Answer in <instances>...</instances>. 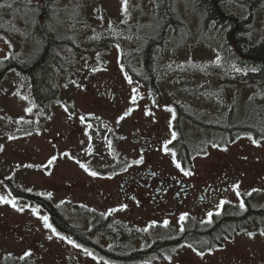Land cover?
I'll list each match as a JSON object with an SVG mask.
<instances>
[{
    "label": "flooded vegetation",
    "instance_id": "1",
    "mask_svg": "<svg viewBox=\"0 0 264 264\" xmlns=\"http://www.w3.org/2000/svg\"><path fill=\"white\" fill-rule=\"evenodd\" d=\"M15 1L0 0V4ZM46 11L45 16H37V23L45 27L52 40L58 31L63 41H68L64 21L54 22L53 10L47 7ZM224 18L229 22L227 16ZM131 24L126 25L131 27L130 39L134 41L153 33V15L146 25ZM37 30L32 27L24 34L21 17L0 16V35H11L7 39L9 43L13 41L12 36H17L15 44L21 53L23 42L36 47L27 60L22 54H16L15 58L13 55L0 57V85L11 74L29 83L24 68L27 62L38 58L44 37L43 30ZM64 53L68 56L66 51ZM224 57L231 61V55ZM12 59L18 61L17 68H8L7 61ZM87 83L79 91L83 97L92 99L86 110L63 98L61 91L57 101L39 105L32 97L30 86L29 102L24 110L11 114L0 102V197L15 201V207L4 202L0 205L17 215L33 217L53 239L52 246L45 245L35 236L27 220L20 224V230L17 223L15 241L21 244L22 252L18 259L12 257L0 264H41L42 261L46 264H264L260 249H249L240 240L245 236L264 237L261 235L264 232V202L257 203L258 196L264 192V159L252 161L245 156L239 166L197 164L198 160H208L207 150L185 161L181 152L173 155L170 137L179 133L173 130V108H170L173 117L168 131L156 123L141 122L137 118L130 120L133 109L121 101L108 82L97 85L88 78ZM254 87L259 91L254 101L263 105L264 89L259 84ZM238 89L239 86L223 88L226 109L232 103L228 101L231 93L238 94L241 99ZM237 100L241 102L237 98L234 103ZM211 101L209 109L196 113L206 112L209 119L213 118L216 103L213 97ZM179 103L180 109L187 104L184 109L188 111L192 105L189 101ZM54 108H59L63 117H71L74 111L81 110L86 123L102 125L107 133L109 158L98 155L95 148L83 155L64 151L52 152L44 158L39 156L35 146L31 150L23 147L22 141L37 131L38 119L49 120ZM182 115L183 112L179 116L176 113V122L181 127ZM6 122L13 129L9 134L2 130ZM16 135L20 140L7 149L3 139ZM215 137L226 140L219 134ZM241 138L245 137L233 141ZM55 139L60 140L62 136ZM213 148H218L219 152L221 147ZM70 155H74L71 157L76 164L67 169L57 165L62 159L72 161ZM41 158L44 159L40 161ZM4 164L5 168L8 165L11 168L7 177L1 175ZM27 172L31 174L26 182L30 191L21 190L15 184L17 176ZM33 177L36 179L31 180ZM234 185L237 186L235 190ZM221 201L226 203L220 206ZM241 202L245 206L243 210ZM210 212L211 217L208 216ZM182 215L185 216L183 221L180 220ZM43 217H47L50 228L45 227ZM254 223L261 224L260 230L252 228ZM68 240L79 247H73ZM25 253L30 255L25 256Z\"/></svg>",
    "mask_w": 264,
    "mask_h": 264
},
{
    "label": "rangeland",
    "instance_id": "2",
    "mask_svg": "<svg viewBox=\"0 0 264 264\" xmlns=\"http://www.w3.org/2000/svg\"><path fill=\"white\" fill-rule=\"evenodd\" d=\"M24 1L30 2V0ZM48 1L46 8L53 7L54 10H58L57 14L52 15L53 18H57L61 22L66 19L68 22L75 23L66 24L64 34L65 36H73L74 45L80 49L75 53L71 52L77 68L71 72V78H63L59 82L63 98L74 102L75 107L81 110H86L89 107V102L92 99L83 97L79 92L88 85V78L97 85L103 81L111 84L114 92L122 98L121 101L130 104V108L133 109L130 111V120L137 118L141 122L144 120L146 123H156L168 131H170L173 113L169 104L164 102L165 100L191 101L193 108L201 110L209 109L208 104L212 102L211 97H213L216 105L224 104L222 101L225 97L223 88L232 86L230 82L233 80L230 63L221 62L217 45L197 41L200 33V21L188 3L181 0L176 2L178 17L186 24L188 30V38L181 39L182 43L186 42L185 46L174 52L165 49L163 55L157 53L155 56V68L160 76L158 90L162 100H159L148 87L126 76L121 64V49L118 45L113 44L105 48L100 46L103 37L109 35L118 37L115 27L111 26V21L126 24L132 22L131 25L148 24L154 12V0H127L126 10H124L121 0ZM231 9L239 17H243L236 6L231 7ZM9 36L11 35H0V57L13 55L12 58H15L16 54H22L24 60L29 59L36 47L23 42L21 53L20 47L17 43L15 44V39L18 37L12 36L11 40L13 41L9 43L7 41ZM263 38L264 11H260L254 17L250 42L255 44ZM254 86L239 85L240 89L237 91L241 93V102L238 105L243 106V102L255 99L259 91ZM28 91L29 83L25 79L11 74L0 85V102L11 114H15V112L24 110L26 102H29ZM21 94H23L22 98L20 97ZM237 98L240 99L238 95L231 93L228 101L234 102ZM54 109L55 112L49 120L41 117L38 119L37 131L22 141L23 147L31 150L35 146L39 156H44V158L52 152L62 153L64 151H74L77 152V155H83L92 148H95L97 154L102 155L103 158H109L106 151L107 133L102 125L86 123L83 120L81 110L74 111L71 117H63L59 108ZM106 116L103 115L102 117ZM8 124L2 125V130L7 134L13 131ZM186 131L192 130L186 127ZM59 135L62 136V139H55L56 137L59 138ZM170 139L172 140V136ZM18 140L20 139L17 135L15 138L6 136L3 139L7 149L14 147ZM217 150L218 148H209L210 157L208 160H198L196 163L199 165L239 166V162L245 156H248L252 161L264 159V142L253 141L249 137L241 138L232 143L224 142L220 151ZM72 153L69 152V154ZM71 156L74 155L69 157L72 161L62 159L57 165L62 169H67L76 164ZM44 158H41L40 161ZM249 158L247 159L248 165ZM5 166L6 164L2 168L1 175L7 177L11 168L9 165L7 168ZM17 177L15 181L17 188L30 191L31 189L26 182L31 178V174L29 172L20 173ZM34 179L36 177L31 180ZM261 200L264 202V192L258 196L257 203L260 204ZM26 220L32 227L35 236H38L42 243L53 245V239L41 223L29 215H17L0 205V225H7L0 227V263L12 257L18 259L22 252V246L15 241L18 233V228L15 225L19 223L20 230V224L22 225ZM252 228L260 230L261 224L254 223ZM240 240L241 244L249 249H260L259 254L264 261L263 236L254 238L245 236L241 237ZM41 264L46 263L42 261Z\"/></svg>",
    "mask_w": 264,
    "mask_h": 264
},
{
    "label": "trees",
    "instance_id": "3",
    "mask_svg": "<svg viewBox=\"0 0 264 264\" xmlns=\"http://www.w3.org/2000/svg\"><path fill=\"white\" fill-rule=\"evenodd\" d=\"M184 1L201 18L198 42L217 45L222 62L227 60L224 56L231 55L229 60L233 67L230 70L233 80L230 84L244 82L259 84L264 89V38L255 44L250 42L254 17L256 13L264 11V0ZM48 2V0H38V2L16 0L11 4H0L5 5L0 7V16L21 17L24 25L33 27V30L38 29L37 32L43 30L44 37L41 39L38 58L27 62L24 68L32 97L39 105L57 99L59 77L67 76L69 70L74 68L73 59L67 58L64 54V50L68 47L71 50L75 49L73 36L68 41H63L55 35V39L52 40L48 37L45 27L37 23V16H45ZM175 2L176 0H155L153 33L139 41L130 39L127 26L117 25L122 38L118 43L121 49V64L126 76L148 87L157 98L160 97L158 92L160 76L155 68V56L157 53L163 55L165 49L175 50L186 44L184 42L177 46L172 45L180 37L185 38L187 33L185 23L178 18L175 11ZM233 6L237 7L243 17H239L231 9ZM225 16L229 18V22L225 20ZM115 40L117 39L114 36L103 38L101 47L113 44ZM7 63H9L8 68L18 67V61L14 59L8 60ZM178 104H180L178 101L171 102L175 113L173 130L179 132L174 138V154L181 152L185 161L205 154L206 146L217 142L213 139L214 134L224 137L227 142H232L237 137H250L254 141L264 140V104L258 105L254 99L243 103V106L231 103L229 109H226L227 106L219 105V108H215L213 118L210 119L206 112L189 113L184 108L180 109ZM180 112H183V122L202 130V138L195 141L180 134L181 125L176 122V113L179 116ZM9 179L11 180L12 177Z\"/></svg>",
    "mask_w": 264,
    "mask_h": 264
},
{
    "label": "snow or ice",
    "instance_id": "4",
    "mask_svg": "<svg viewBox=\"0 0 264 264\" xmlns=\"http://www.w3.org/2000/svg\"><path fill=\"white\" fill-rule=\"evenodd\" d=\"M121 2H122V5H123V7H124V10H126V7H127V0H121ZM5 5H0V7H4ZM10 6V5H9ZM134 102V101H133ZM28 111H31V109H29ZM123 117H121V119H122ZM173 135V139L175 138V133H173L172 134ZM165 151H167V147L165 146ZM173 155H175V154H173ZM175 162V161H174ZM49 163H51V161H49ZM176 167H180V165L179 164H176ZM86 171H87V169H85ZM90 175H93V176H95L96 175V173L95 172H90L89 173ZM185 175H190V173H188V172H185ZM236 187L237 186H233V188H234V190L236 189ZM250 194V193H249ZM0 202H4V203H11L12 204V206L13 207H15V201H9V200H5L3 197H0ZM224 203H226V201H221L220 202V206H222ZM244 203L243 202H241L240 203V208H241V210H243L244 209ZM17 210H20V209H17ZM35 209L33 210V212L35 213ZM218 214V213H217ZM208 216L209 217H211L212 216V213L210 212V213H208ZM43 220H44V224H45V227L46 228H50L51 227V225H49L48 224V221H47V217H43L42 218ZM185 219V216H181L180 217V220L181 221H183ZM210 222V221H209ZM165 225H167V221H165ZM181 230H183V229H181ZM53 232H55V230L53 229ZM261 235H264V232H262L261 233ZM61 239H64V237H60ZM68 243L69 244H72L73 245V247H79L78 245H76V244H74L71 240H68ZM86 251V250H85ZM199 254V253H198ZM27 255H30V253H25V256H27ZM89 255H91V253H89Z\"/></svg>",
    "mask_w": 264,
    "mask_h": 264
}]
</instances>
